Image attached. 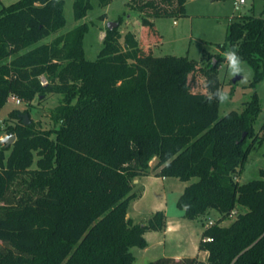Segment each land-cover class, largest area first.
Here are the masks:
<instances>
[{"label": "trees", "instance_id": "1", "mask_svg": "<svg viewBox=\"0 0 264 264\" xmlns=\"http://www.w3.org/2000/svg\"><path fill=\"white\" fill-rule=\"evenodd\" d=\"M132 2L150 29L151 18L186 12V0ZM91 8L90 0H74L79 24L50 43L41 42L66 24L64 0H19L0 9V110L12 96L24 102L62 96L50 114L54 129L25 125L17 110L9 113L17 124L8 128L15 142L0 149V264H134L131 249H145L144 235L166 225L162 211L145 224L127 217L139 197L134 179L151 172L196 179L177 199L183 218L202 221L209 211L220 217L201 235L206 262L161 257L149 264H264V169L248 183L235 180L264 142V122L259 133L254 129L256 93L241 113L219 118L218 102L189 89L194 61L144 54L132 35L121 47L117 28L107 29L97 59L87 60L83 19ZM239 19L217 48L243 42L238 54L253 69L255 87L262 79L264 19ZM20 178L28 193L16 201L11 186ZM233 213L234 221L220 226Z\"/></svg>", "mask_w": 264, "mask_h": 264}, {"label": "rangeland", "instance_id": "2", "mask_svg": "<svg viewBox=\"0 0 264 264\" xmlns=\"http://www.w3.org/2000/svg\"><path fill=\"white\" fill-rule=\"evenodd\" d=\"M18 1L1 0L0 9ZM238 1L186 0L185 15L176 18H151L153 28L150 29L142 25L143 13L137 6H134L132 0H111L107 6H102L98 0H90L92 8L83 19V22L89 26L83 39L85 58L89 61L97 59L103 46L107 24L113 22L120 34L121 47H124L126 37L132 35L144 54H151L155 57H187L194 61L197 67L188 77L189 89L191 92L203 93L209 102H218L219 118L232 111L241 113L246 102H249L252 95L256 93L260 102V113L254 124V129L259 133L264 122V59L260 62L262 79L255 87H252L253 69L241 60L240 70L233 73L227 59L229 49L223 51L217 48V45L225 43L231 27L238 23L239 18L243 15H253L256 18L264 19V0H244V4H239ZM73 2L74 0H64L65 26L57 34L50 35L41 43H50L58 34H65L79 24L73 18ZM235 2L238 6L235 5ZM118 21H120L119 26ZM242 43L240 41L235 48L239 49ZM218 60H221L220 65L213 68ZM237 77L240 79L233 82ZM40 79L41 85L47 83L44 77H40ZM218 92L225 94L226 100L221 101L217 96ZM61 99V95L48 94L44 98L35 96L30 102L21 100L20 104H15L10 97L0 110V149L5 146L1 141L10 135L8 128L15 127L17 124V119L9 116L11 111L17 110L22 116L27 115L30 123L33 122L36 127L50 130L56 127L50 119V114L61 103ZM8 153L5 151V156ZM36 160L37 157L34 159L32 169L36 168ZM156 162L157 159H153L150 166L153 167ZM261 169H264V142L250 152L247 160L236 173L235 180L239 184L248 183L259 178ZM154 175L155 172H151L150 177H139L133 181L134 191L141 197L131 200L127 217L135 224H145L156 211H162L168 220L182 215L176 202L180 186L184 182L175 178H155ZM24 178L28 179V177ZM194 181L196 179H192L189 183ZM27 193L26 184L22 182L21 178L11 186V197L15 198L13 200L17 201ZM236 216L237 214L233 213L220 223V226H229ZM219 217L215 211H209L202 219L204 224L201 220H193L195 223L193 221L192 223H190L191 221L186 222L187 224H197L200 229L203 226L206 228L209 222L217 223ZM188 246H185V249H188ZM173 247L174 245L168 243L165 246H160L155 240H151L149 253H143L138 248H132L131 252L135 257V264H144L152 257L172 254ZM191 253L188 250L187 255H191Z\"/></svg>", "mask_w": 264, "mask_h": 264}, {"label": "crops", "instance_id": "3", "mask_svg": "<svg viewBox=\"0 0 264 264\" xmlns=\"http://www.w3.org/2000/svg\"><path fill=\"white\" fill-rule=\"evenodd\" d=\"M188 183L189 182H185L182 186H180L179 196L183 192L184 188L188 185ZM139 196L141 197V195ZM186 221H191L190 223H192L193 220H187L183 218L182 215H178V217H176L173 220H168L166 217V225L163 231L148 232L144 235V238L147 241V247L145 249H141L143 253H149L151 247V240H155V242L160 246H165L167 243L172 244V246L174 245L172 254L162 255L157 258L152 257L151 259H148V261H146L144 264H149L150 262L161 257H169L176 260L187 257H196L200 261L206 262L208 253L206 251H200L198 249L201 240V235L205 228L203 226L202 228L198 229L197 224H187ZM190 235H191V239H190ZM185 246H188L187 247L188 249H185ZM188 250L192 252L191 255H187Z\"/></svg>", "mask_w": 264, "mask_h": 264}, {"label": "clouds", "instance_id": "4", "mask_svg": "<svg viewBox=\"0 0 264 264\" xmlns=\"http://www.w3.org/2000/svg\"><path fill=\"white\" fill-rule=\"evenodd\" d=\"M227 59L229 61V66L232 69L233 73L240 70L241 67V57L238 54V50L236 48H230L227 52ZM217 96L221 101L226 100V95L222 93H217Z\"/></svg>", "mask_w": 264, "mask_h": 264}, {"label": "water", "instance_id": "5", "mask_svg": "<svg viewBox=\"0 0 264 264\" xmlns=\"http://www.w3.org/2000/svg\"><path fill=\"white\" fill-rule=\"evenodd\" d=\"M115 27H116V24L113 22H110L107 24L108 30H113V29H115ZM239 79H240V77H237L233 80V82H236ZM22 118H23V122L25 125H28L30 123L27 115H23ZM15 140H16L15 135L10 134L6 138H4L1 142L5 145V147H9L10 145H12L15 142Z\"/></svg>", "mask_w": 264, "mask_h": 264}, {"label": "built area", "instance_id": "6", "mask_svg": "<svg viewBox=\"0 0 264 264\" xmlns=\"http://www.w3.org/2000/svg\"><path fill=\"white\" fill-rule=\"evenodd\" d=\"M238 2H239V4H244V0H239ZM235 5L238 6L237 2H235ZM11 98L14 100L15 104H20L21 103V100L18 97L12 96ZM0 126H1V122H0ZM212 224H213L212 222H209L208 226H210ZM204 241H210V238H205Z\"/></svg>", "mask_w": 264, "mask_h": 264}]
</instances>
